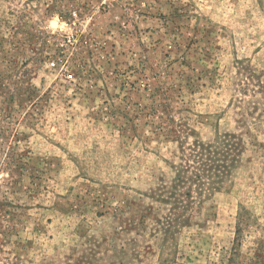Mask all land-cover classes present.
Returning a JSON list of instances; mask_svg holds the SVG:
<instances>
[{
	"label": "rangeland",
	"instance_id": "obj_1",
	"mask_svg": "<svg viewBox=\"0 0 264 264\" xmlns=\"http://www.w3.org/2000/svg\"><path fill=\"white\" fill-rule=\"evenodd\" d=\"M0 264H264V0H0Z\"/></svg>",
	"mask_w": 264,
	"mask_h": 264
},
{
	"label": "built area",
	"instance_id": "obj_2",
	"mask_svg": "<svg viewBox=\"0 0 264 264\" xmlns=\"http://www.w3.org/2000/svg\"><path fill=\"white\" fill-rule=\"evenodd\" d=\"M67 40H68L69 42H71V41L73 40V35H70V36L67 38ZM50 65H51V66H57V65H58L57 60H52V61L50 62ZM66 76L70 78V77H72V73H71V72H68Z\"/></svg>",
	"mask_w": 264,
	"mask_h": 264
},
{
	"label": "bare ground",
	"instance_id": "obj_3",
	"mask_svg": "<svg viewBox=\"0 0 264 264\" xmlns=\"http://www.w3.org/2000/svg\"><path fill=\"white\" fill-rule=\"evenodd\" d=\"M56 23V22H55Z\"/></svg>",
	"mask_w": 264,
	"mask_h": 264
}]
</instances>
